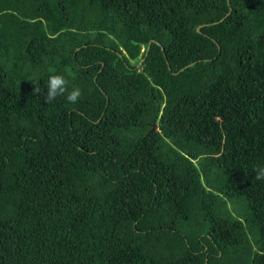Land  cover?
I'll return each instance as SVG.
<instances>
[{
	"label": "trees",
	"instance_id": "1",
	"mask_svg": "<svg viewBox=\"0 0 264 264\" xmlns=\"http://www.w3.org/2000/svg\"><path fill=\"white\" fill-rule=\"evenodd\" d=\"M257 165L264 0H0V264H264Z\"/></svg>",
	"mask_w": 264,
	"mask_h": 264
},
{
	"label": "clouds",
	"instance_id": "2",
	"mask_svg": "<svg viewBox=\"0 0 264 264\" xmlns=\"http://www.w3.org/2000/svg\"><path fill=\"white\" fill-rule=\"evenodd\" d=\"M67 71V69H66ZM33 81V80H32ZM34 82L33 92L40 94L41 89L38 83ZM69 81L64 75L53 74L48 77L46 82V94L44 95L45 102L51 104L59 97H64L66 102L76 104L82 96V90L79 87H73L69 90ZM255 173L254 179L257 181L264 180V166L257 165L253 168Z\"/></svg>",
	"mask_w": 264,
	"mask_h": 264
},
{
	"label": "rangeland",
	"instance_id": "3",
	"mask_svg": "<svg viewBox=\"0 0 264 264\" xmlns=\"http://www.w3.org/2000/svg\"><path fill=\"white\" fill-rule=\"evenodd\" d=\"M148 46H149V44H148ZM138 65L140 66V64H138ZM239 208H241V207L238 204H231V208L230 209H232L234 213L238 214Z\"/></svg>",
	"mask_w": 264,
	"mask_h": 264
},
{
	"label": "water",
	"instance_id": "4",
	"mask_svg": "<svg viewBox=\"0 0 264 264\" xmlns=\"http://www.w3.org/2000/svg\"><path fill=\"white\" fill-rule=\"evenodd\" d=\"M222 20H223V19H222ZM198 30H200V27L198 28ZM150 48H151V43H149V46L147 47V52L149 51ZM143 60H144V59H142V60L140 61V63H139L140 65H141V63L143 62Z\"/></svg>",
	"mask_w": 264,
	"mask_h": 264
}]
</instances>
